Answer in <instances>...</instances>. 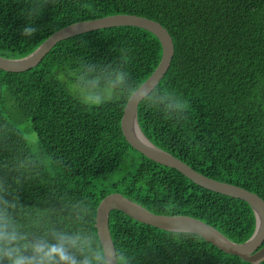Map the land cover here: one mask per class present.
<instances>
[{"label":"trees","instance_id":"16d2710c","mask_svg":"<svg viewBox=\"0 0 264 264\" xmlns=\"http://www.w3.org/2000/svg\"><path fill=\"white\" fill-rule=\"evenodd\" d=\"M29 3L0 0L1 56L27 55L76 21L127 13L159 22L174 46L159 84L190 107L177 123L138 104L142 132L194 170L264 200V0H52L32 21L38 32L25 38L22 12ZM123 49L129 50L127 71L142 83L159 63L161 45L136 26L81 33L57 42L29 70L0 69V162L26 173L31 161L39 164L21 189L24 213L42 214L47 193L67 194L88 202L87 226L95 231L98 202L119 192L154 213L190 215L233 241L246 240L255 225L247 202L195 184L125 140L120 119L126 99L89 107L67 89L83 62H117ZM22 120L36 135L32 144L18 126ZM109 230L118 247L137 257L134 264H253L197 234L173 235L120 210L109 212Z\"/></svg>","mask_w":264,"mask_h":264},{"label":"clouds","instance_id":"9594fccd","mask_svg":"<svg viewBox=\"0 0 264 264\" xmlns=\"http://www.w3.org/2000/svg\"><path fill=\"white\" fill-rule=\"evenodd\" d=\"M52 0H30L22 12L26 19L21 34L31 38L38 28L32 21ZM117 62H83L73 89L85 106H101L121 99L128 104H144L177 123L186 119L189 102L175 90L161 87L159 79L138 83L126 69L129 50L123 49ZM30 172L7 160L0 162V264H134L137 257L114 241L102 238L98 218L96 230L87 226L91 209L84 199L67 194H46V210L39 216L25 214L21 189L30 173L39 168L31 161ZM67 222L68 226H65ZM173 235L195 234L189 227L173 225ZM144 254V253H143Z\"/></svg>","mask_w":264,"mask_h":264},{"label":"water","instance_id":"95a60500","mask_svg":"<svg viewBox=\"0 0 264 264\" xmlns=\"http://www.w3.org/2000/svg\"><path fill=\"white\" fill-rule=\"evenodd\" d=\"M136 26L154 34L161 45V57L156 68L144 80L155 82L166 73L174 53L171 35L159 22L136 14L117 13L94 19L76 21L51 33L34 50L21 57H4L0 55V69L8 72H21L35 67L59 41L93 30L115 27ZM143 81V82H144ZM142 82V83H143ZM138 105L128 104L127 100L120 119V128L125 140L147 158L178 170L195 184L210 191L238 198L247 202L253 212L255 225L251 235L244 241L236 242L210 224L186 214H159L154 213L141 204L134 202L119 192L105 195L97 204L95 211L96 228L97 218L102 238H111L109 230V212L120 210L136 221L170 231L173 225L185 226L193 229L195 234L214 245L225 253L239 256L250 263H259L264 260V200L256 193L238 185L215 180L194 170L185 162L168 151L157 147L142 132L137 120ZM112 240V238H111Z\"/></svg>","mask_w":264,"mask_h":264},{"label":"rangeland","instance_id":"374dc122","mask_svg":"<svg viewBox=\"0 0 264 264\" xmlns=\"http://www.w3.org/2000/svg\"><path fill=\"white\" fill-rule=\"evenodd\" d=\"M60 79L63 81L62 78H60ZM65 83H66L67 89L71 93H73V89L75 87V84L72 83V82H69V81H66ZM18 126H19L20 130L22 131L24 137L27 139V141L32 144L36 140V135H35V133L33 131H31L29 129V124L27 123V121L22 120L18 124Z\"/></svg>","mask_w":264,"mask_h":264}]
</instances>
